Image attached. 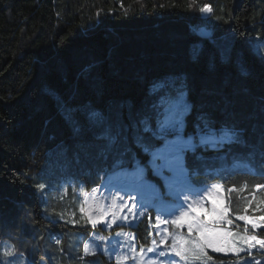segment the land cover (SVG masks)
<instances>
[{
  "label": "trees",
  "instance_id": "obj_1",
  "mask_svg": "<svg viewBox=\"0 0 264 264\" xmlns=\"http://www.w3.org/2000/svg\"><path fill=\"white\" fill-rule=\"evenodd\" d=\"M202 27L211 34L200 35ZM258 44L264 47V0H0V264H41L42 257L43 264H115L84 247L94 233L118 229L149 246L153 208L132 224L93 228L80 211L81 193L114 173L113 156L101 152L104 137L122 127L125 168L135 155L161 185L133 125L151 117L155 127L157 113L181 93L185 135L199 136L210 122L226 125L221 131L237 141L185 151L192 183L221 184L231 215H264V187H256L264 186ZM148 137L144 143L162 145ZM256 233L264 238V228ZM8 249L18 258L5 257ZM207 253L210 260L194 264H233L241 256L264 264L262 249Z\"/></svg>",
  "mask_w": 264,
  "mask_h": 264
},
{
  "label": "rangeland",
  "instance_id": "obj_2",
  "mask_svg": "<svg viewBox=\"0 0 264 264\" xmlns=\"http://www.w3.org/2000/svg\"><path fill=\"white\" fill-rule=\"evenodd\" d=\"M207 7L210 11L202 12L205 17L211 12L210 5H207ZM199 34L202 36H208L211 34V31L207 29L202 30L201 28ZM256 49L261 54L264 53L263 44H258ZM189 137V135L184 134V139L187 140ZM191 137L194 144H199L200 135ZM173 138L174 137H171L170 139ZM224 142L225 141H220L218 136L207 140L208 145L215 147L222 145ZM151 159L152 157H150V160ZM140 167L143 169L142 183L138 181L137 176L132 175L135 171V169H132V171H120L111 174L104 179L100 186L94 188L92 191L81 193L84 201L83 207L85 213L87 216L92 215L94 218H97V225L101 224L106 228H111L115 225L132 224L137 220V215L138 217H141L144 214L149 213L150 207H153L156 210H160L162 213V216H158L160 226L161 224L165 225L164 228L159 230V233H163L164 229L165 234L168 235L167 230L170 221L167 219L168 215L178 213V210L181 207H184L190 216L196 215L203 217L204 211L212 207V201L214 200L221 207L227 208L228 210L226 220L217 226L221 228L222 231L224 230L223 232H229L232 234L228 239L232 240L236 247H242L243 249L248 250L242 240L244 236H256L258 240L264 239L256 233L257 230L264 228V220H261V217L264 216L254 217L253 215H245L248 217V220L245 221L247 231L241 229L242 220L239 219L241 215H231L228 199L229 191L221 184L212 183L205 188H201L196 187L191 181H180L177 184H167V189H163L160 184L153 182L150 178L149 180L146 178L145 166L140 165ZM164 175L168 178L174 176L173 173L167 170L164 171ZM140 185L153 186L151 187L152 189L142 192L138 187ZM133 186H136V188H134L135 190L128 191L127 193L125 191H118L120 188H133ZM133 205H135V207H133ZM193 208L196 209L194 213L192 212ZM114 217L115 223H113ZM205 218L211 219V215ZM227 220H231L232 223L228 224ZM250 221H255L260 227L253 229ZM232 224L234 225L232 226ZM152 226L156 231L154 232L155 234L153 235L152 243L149 246H137L131 233L126 229H118L115 233L109 235L94 233L86 242L89 248L88 253L102 250L114 259L115 264H118V258L119 264H148L149 261H158L161 258L153 253H148L147 249L153 248L158 251L162 249V251L169 254L170 252L167 247H159L156 236L158 226L154 220H152ZM180 239L181 236H178L176 242L179 243ZM252 243L255 242L252 241ZM255 248L260 249L259 244H257ZM255 248H253V250ZM141 249H144L142 261L140 260ZM124 257H128V259H124ZM236 260L243 264L246 261V256H241ZM14 264H28V262L25 258H22ZM165 264H167V260H165Z\"/></svg>",
  "mask_w": 264,
  "mask_h": 264
},
{
  "label": "snow or ice",
  "instance_id": "obj_3",
  "mask_svg": "<svg viewBox=\"0 0 264 264\" xmlns=\"http://www.w3.org/2000/svg\"><path fill=\"white\" fill-rule=\"evenodd\" d=\"M201 12H209L210 9L205 6L200 9ZM182 93L176 98V101L172 108L167 111L158 112L155 118V127L151 124V117H145L143 119H138L135 121L133 127L136 130L135 143L137 147L142 148L145 153H151L152 159L149 161L154 174L160 176L165 182H167L168 177L164 175V171L167 170L173 173L175 176L179 177L187 172L184 153L185 151L191 150L195 153L197 147L193 143V139L190 136L187 140L184 139V109L185 103L182 100ZM196 127H200L197 125ZM227 126H221V128H226ZM221 128H216L210 122L206 123L201 129L199 135V145H206L208 139H212L218 136L220 141H228L230 143H236L235 133L231 130L221 131ZM123 133V127L120 134L116 136H105L104 139L107 143L104 146V150L101 152V156L107 160L108 156H113V163L111 165V171H121L126 172L125 161L121 159L125 153L129 151L127 147L121 148L122 140L121 136ZM145 134H149L150 140H155L162 142L160 147L156 144H146L144 143ZM169 136L174 137L169 139ZM199 159V157H197ZM131 167L135 169L132 175L137 176L138 181L143 182V169L140 167L139 161L133 155L131 160ZM107 171V170H106ZM257 188H262L264 186L257 185ZM39 189H44L45 185H38ZM135 190L134 188H120L118 191H128ZM210 196V193H209ZM264 203V201H262ZM135 207V205H133ZM81 213H84L85 209L83 206L80 208ZM195 208L192 209L194 213ZM227 208L221 207L216 201H212V207L204 211V216L189 215L188 212H181V214L176 217L172 223L177 228L184 227L187 224L188 236L181 237L179 243L175 242L170 248V254L165 251H158L153 248L147 249L148 253H153L159 258L158 261H149L148 264H194L196 261H203L205 257L208 260L211 259L208 256L207 249H212L214 252H234L240 253L244 249L242 247H236L232 240H229L232 234L229 232H223L221 228L217 225L223 223L227 217ZM143 214V213H141ZM211 215V219H206L205 217ZM240 220L247 221L248 217L240 216ZM264 220V217H261ZM87 222L92 225L93 228L98 223V219L94 218L92 215L87 217ZM75 224L76 221H73ZM113 223H115V217L113 218ZM228 224H231V220H227ZM253 229L260 227L255 221H250ZM165 238L161 239L160 243L164 244ZM244 245L247 246L248 250H251L259 244L260 249L264 250V239H257L256 236H244L242 238ZM254 241L255 243H252ZM57 244L60 243L59 240L56 241ZM85 254H88L89 248L87 243L84 247ZM111 251V249H110ZM140 260H143L144 249H141ZM93 255L95 253H92ZM3 255L5 257L18 258V254L14 253L13 250H5ZM178 258V259H177ZM128 259V257H124ZM5 264H12V261H5ZM33 264H36L34 261ZM41 264H43V257L41 258ZM119 264V258H118ZM244 264H248L245 261ZM259 264V262H257Z\"/></svg>",
  "mask_w": 264,
  "mask_h": 264
},
{
  "label": "crops",
  "instance_id": "obj_4",
  "mask_svg": "<svg viewBox=\"0 0 264 264\" xmlns=\"http://www.w3.org/2000/svg\"><path fill=\"white\" fill-rule=\"evenodd\" d=\"M132 169L133 168H127L126 169V172L127 171H132ZM117 172H120V171H116V172H114V173H112V174H115V173H117ZM148 180H149V178L148 177H146ZM152 180V179H151ZM161 180H162V184H161V186H162V188L163 189H167V184H173V183H175V184H177L178 182H180V181H182V182H187V181H191L192 182V179H191V177L189 176V173H188V170H187V172L185 173V174H183V175H181V176H179V177H177V176H172V177H170V178H168V180H167V182H165V180H163L162 178H161ZM153 181V180H152ZM154 182V181H153ZM156 183V182H155ZM158 184V183H157ZM155 185V184H154ZM209 185H211V184H209ZM209 185H206V186H198V185H195L196 187H201V188H205V187H207V186H209ZM153 185H140V186H138L140 189L139 190H142V192H146L147 190H149V189H152L151 187H152ZM133 188H136V186H133ZM257 189H261V188H257ZM151 208H153V207H150V209ZM153 210L155 211V214H154V221L157 223V226H158V232H157V234H156V236H157V241H158V245H159V247H167L168 248V250H169V252H170V248H171V246L173 245V243H174V241L176 242V240L178 239V236H183V237H187L188 236V229H187V224L185 223V225H184V227H182V228H177L173 223H172V221L176 218V217H178L180 214H181V212H187V210H186V208H184V207H181L179 210H178V213H175V214H173V215H168V217H167V219L168 220H170L169 221V224H168V235H166L165 234V230L163 229V233H159V230L161 229V228H164L165 227V225H163V224H161V226H160V224H159V222H158V216H162V213H161V211L160 210H156L155 208H153ZM253 216L254 217H261V216H256V215H254L253 214ZM262 216H264V215H262ZM137 218H139L138 217V215L136 216V219ZM233 226V225H232ZM224 231V230H223ZM248 233V232H247ZM132 236H133V234H132ZM134 237V236H133ZM166 237V239H165V242H164V244H161L160 243V241H161V239H163V238H165ZM256 249V248H255ZM254 249V250H255ZM258 249V248H257ZM253 249H251L250 251H252ZM160 251H162V249H160ZM206 251H211V252H213V253H217V252H214L212 249H207ZM246 251V249H244L243 250V252H245ZM232 253H234V252H225V253H223V252H221V253H219V254H223V255H227V254H232ZM236 254H239V253H236ZM178 259V258H177ZM205 260H206V257L204 258ZM233 264H241L240 262H235V263H233Z\"/></svg>",
  "mask_w": 264,
  "mask_h": 264
},
{
  "label": "built area",
  "instance_id": "obj_5",
  "mask_svg": "<svg viewBox=\"0 0 264 264\" xmlns=\"http://www.w3.org/2000/svg\"><path fill=\"white\" fill-rule=\"evenodd\" d=\"M210 35V34H209ZM146 214H149V213H146ZM145 215V214H144ZM153 226H151V235H154L155 233V231H156V229L154 230V228H152Z\"/></svg>",
  "mask_w": 264,
  "mask_h": 264
},
{
  "label": "water",
  "instance_id": "obj_6",
  "mask_svg": "<svg viewBox=\"0 0 264 264\" xmlns=\"http://www.w3.org/2000/svg\"><path fill=\"white\" fill-rule=\"evenodd\" d=\"M202 30H206V28L205 27H202Z\"/></svg>",
  "mask_w": 264,
  "mask_h": 264
}]
</instances>
